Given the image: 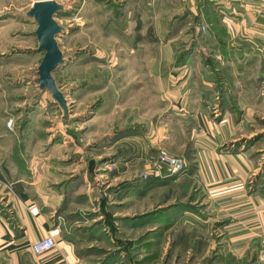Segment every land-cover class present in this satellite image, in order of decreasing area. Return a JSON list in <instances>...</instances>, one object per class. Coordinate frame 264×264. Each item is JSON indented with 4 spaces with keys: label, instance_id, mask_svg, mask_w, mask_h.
Instances as JSON below:
<instances>
[{
    "label": "rangeland",
    "instance_id": "374dc122",
    "mask_svg": "<svg viewBox=\"0 0 264 264\" xmlns=\"http://www.w3.org/2000/svg\"><path fill=\"white\" fill-rule=\"evenodd\" d=\"M35 1L0 0V167L9 164L14 172L21 165L32 167L36 176L45 174L52 180L60 172H49L44 167L53 158L68 162L72 161L70 156L76 160L75 156L80 154L79 161L76 160L72 167L75 171L70 173L75 174L82 167L87 173L91 159L100 160V156L111 151L108 144L116 130L146 124L148 117L153 118L169 109V98H173V94L178 97H181L179 93L184 94L185 90L175 88L187 79L183 73L173 72L176 68L174 52L205 50L200 41V36L205 34V25H202L205 24V15L195 8V4V10L189 13L187 0H57L65 5V9L56 15L64 26L57 40L65 61L53 72L69 104V116L63 122L60 105L49 90L42 89L36 82L44 51L38 50L34 34L37 22L27 15ZM194 2L199 4L198 0ZM172 21L174 29L170 27ZM149 28L152 32L148 31ZM195 38H199V42L192 45ZM261 45L258 42L257 46ZM112 49L123 50L121 54L125 60L116 59L121 67L119 63L113 65L109 55ZM19 50L27 53H13ZM257 54L250 52L242 60L240 66L246 70L244 79L262 80L264 56ZM197 64L201 66L200 60ZM233 64L237 66L239 62ZM189 79L187 84H191V80L195 86L204 83L205 72L199 68ZM253 85L254 82L250 84L251 89L237 90L242 98L238 108L243 110L244 117L252 116V119L243 121L241 135L235 136L236 140L230 144L264 133V89H253ZM198 91L202 94L205 88ZM188 96L196 97L197 94L189 93ZM227 108L233 117L237 114L234 106ZM11 119L13 125L9 126ZM232 120L226 121L230 128L234 126ZM70 130L79 134L80 143ZM255 145L256 150H261L253 153L256 159L264 153V138ZM169 146L181 150L176 143ZM161 148L176 155L168 147ZM188 154L195 159L193 147H188ZM81 158L86 163H81ZM79 162L83 165L78 168ZM262 167L263 171L264 163ZM143 171L149 173L150 169H140L135 174L139 176ZM161 192L152 191L145 197L146 210L157 206ZM196 197L201 200L195 203L202 206L205 202L202 186ZM131 208L134 209L135 205ZM83 209L87 215L88 210ZM203 211V215L195 213L179 217L173 222L177 224L169 229L160 230L158 222L147 225L140 245L144 247V250L141 248L142 258L138 262L126 259L128 262L122 264H262L259 250L240 251L232 242L226 247L223 242L229 238L225 229L227 218L207 220L205 205ZM154 226L157 229H152ZM119 229L116 236L128 243L130 239H124L128 234ZM138 235L134 232L129 237L134 239ZM129 254L126 256L132 257L133 250Z\"/></svg>",
    "mask_w": 264,
    "mask_h": 264
},
{
    "label": "crops",
    "instance_id": "0c3cea01",
    "mask_svg": "<svg viewBox=\"0 0 264 264\" xmlns=\"http://www.w3.org/2000/svg\"><path fill=\"white\" fill-rule=\"evenodd\" d=\"M198 1L200 5L194 0L186 3L189 13L195 10V4V8L205 15V24L202 25L207 28L200 36L205 50L190 51L185 65L174 68V73H183L187 80L176 85V89L185 91L183 95L179 93L181 97L173 94V98H169L168 110L153 118L148 117L146 124L133 126L136 129L132 133L111 140L108 145L113 150L96 160L93 171L85 173L82 167L75 174L70 173L75 171L72 167L80 159V154L75 156L76 160L72 156V161L68 162L53 158L45 164L47 171L60 172L52 180L45 174L36 176L32 167H28L29 175H19L17 168L14 172L13 167L6 163L0 167V264H122L129 259L138 262L143 256L144 247L140 245L147 226L142 225L145 220L142 216L178 200L193 197L194 203L200 201L196 196L201 186L205 189V202H202L205 218L216 221L227 218L225 229L229 238L223 242L225 246L230 247L232 242L237 250L250 248L260 252L264 246V153L261 157L256 154L255 159L253 153L261 151L256 150V145L235 147L230 143L236 140L235 136L241 135L243 121L252 119V116L244 117L243 110L238 108L239 100H242L238 91L251 89L252 82L253 89H264L263 71L260 73L261 81L244 79L246 70L240 66L250 52L264 56V0ZM170 27L174 29L173 21ZM148 31L152 32L151 28ZM197 42L199 38L193 39L192 45ZM258 42L262 44L260 47ZM122 51L112 49L109 53L113 65L119 63L120 66L116 59L125 60ZM19 52L27 53L24 50L13 51ZM178 55L175 50L176 59ZM198 60L201 66H198ZM235 61L239 62L237 66L233 64ZM195 64L197 68L193 67ZM199 68L205 72V84L197 83L195 86L193 80L187 84ZM217 72L221 80L217 79ZM204 88L201 94L198 90ZM220 88L224 91H219ZM189 93L197 96L189 97ZM229 105L235 107L237 114L234 117L227 108ZM230 118L234 121L233 128L226 123ZM170 143L181 146V150L169 146ZM161 147H168L171 153L183 156L189 167L195 161L194 173L189 175V169L181 173L174 180L172 190L171 186L157 185L142 193L140 175L135 173L147 168L153 172ZM188 147L194 148L196 160L187 155ZM81 163H86V160L81 158ZM78 164V168L83 165ZM110 166L114 170L109 171ZM111 188L116 189L111 191ZM152 191H162V196L155 208L146 210L144 199ZM103 195L109 198L108 208L120 218L117 220L119 230L128 234L124 239H130L126 244L130 245L129 252L133 250L132 257L126 256L129 254L126 251L108 256L124 247L125 242L119 243V237L111 234L102 219L100 205ZM132 205H135L134 209ZM83 207L88 210L87 215ZM172 213L170 209L159 215L163 217ZM194 214L186 211L179 217ZM157 224L160 230H165L177 223L159 220ZM134 232L139 235L130 238ZM46 235L54 237L56 247L35 255L31 249L33 242Z\"/></svg>",
    "mask_w": 264,
    "mask_h": 264
},
{
    "label": "trees",
    "instance_id": "16d2710c",
    "mask_svg": "<svg viewBox=\"0 0 264 264\" xmlns=\"http://www.w3.org/2000/svg\"><path fill=\"white\" fill-rule=\"evenodd\" d=\"M190 51L191 50L188 49V50H184V51L180 52V54L177 56L175 67H180V66L185 65V63L187 62V59H188L187 54ZM204 62H205V60H204ZM216 75H217V79L221 80L222 77H221V75L218 72H217ZM262 79H264V76H262ZM56 82H57L58 86L60 87L58 81H56ZM219 91L223 92L224 89L220 88ZM62 111H63V109H62ZM63 113H64V111H63ZM67 119H68V117H66L65 113H64L63 122L67 121ZM135 129L136 128H134L133 126H128V127L124 128V129H118L115 132V136L112 137L111 139L112 140L119 139V138H121V137H123L125 135H128V134L132 133V131L135 130ZM70 131L73 134L77 135V138H76L77 142L80 143L79 142L80 141L79 134L76 131H74V130H70ZM262 138H264V133H260V134L258 133L255 136H253L252 138L237 140L236 142L233 143V145L235 147H239V146H242V145H244L246 147H249V146L255 145V142L258 141V140H261ZM188 156L191 157V159H193L191 154H188ZM21 161L23 162L22 159H21ZM187 169H189V175H193L194 169H195V162L193 164H191L190 167L188 165H186L184 171L178 172V173H171L168 170V167L165 166V167L162 168L160 174L157 173L156 170L154 169L152 173L150 172L148 178L141 177V175H140L139 176L140 177L139 186H142V189H141V190H143L142 193H147L148 191L152 190L157 185L171 186L170 190H172L173 187H174V186H172L173 183H174V180L181 173H184L185 171H187ZM112 170H114V168L110 169L109 171H112ZM18 172H19V175H21V174L29 175L30 174V170L28 168H26L25 166H23V165H21L18 168ZM165 175H168V176L167 177H163ZM114 189H116V188H111V191H114ZM108 199L109 198H108L107 195H103L102 200H101V205H100V212L102 214V219H103L104 223L106 224V226H108V228L111 231V233L114 236H116L117 233H118L117 220L120 219V218L115 216L113 214V212L108 208ZM0 207H1V204H0ZM201 207H202L201 205H198L197 203L193 202V197H190L186 201H177L176 203H174L172 205L162 206L161 208H158V209H155V210H153L151 212L145 213L142 216L143 218H145V220L142 223V225H150V224H152L154 222H158L159 220H166V221H169V222L173 223L174 221H176L179 218V216L183 215L186 211H191L193 213H197L199 215H203V213L201 211ZM170 209L173 211L172 214H169V215H166V216H163V217H162V215L161 216L159 215L162 211H166V210H170ZM118 241L121 244L124 243V241L120 240V238H118ZM129 243L131 244L132 242H129ZM129 249H130V245L127 244L124 247L118 248L114 253H112V254H110L108 256H113V255H115L117 253H121L122 251H126L128 253Z\"/></svg>",
    "mask_w": 264,
    "mask_h": 264
},
{
    "label": "water",
    "instance_id": "95a60500",
    "mask_svg": "<svg viewBox=\"0 0 264 264\" xmlns=\"http://www.w3.org/2000/svg\"><path fill=\"white\" fill-rule=\"evenodd\" d=\"M64 9L65 5L57 0H37L27 11V15L34 17L37 22L34 34L38 40V50L44 51V56L38 66L39 76L36 78V82L42 89L51 92L63 109L65 116L68 117L69 104L66 95L58 86L53 75V72L65 61L64 53L57 40V36L64 30V26L56 19V15ZM73 136L76 137L75 134ZM95 164L94 159L89 161L91 171L94 170Z\"/></svg>",
    "mask_w": 264,
    "mask_h": 264
},
{
    "label": "built area",
    "instance_id": "2783aa9c",
    "mask_svg": "<svg viewBox=\"0 0 264 264\" xmlns=\"http://www.w3.org/2000/svg\"><path fill=\"white\" fill-rule=\"evenodd\" d=\"M205 29V26H203ZM13 125V119L9 121V126ZM168 167L171 173L182 172L185 169L186 161L183 157L171 155L166 149L159 148L156 158V172L160 174L163 167ZM150 173L143 172L141 177L148 178ZM56 247V241L52 235H46L42 238L37 239L32 244V252L35 255L43 254L51 251ZM259 259L264 264V246L260 251Z\"/></svg>",
    "mask_w": 264,
    "mask_h": 264
}]
</instances>
